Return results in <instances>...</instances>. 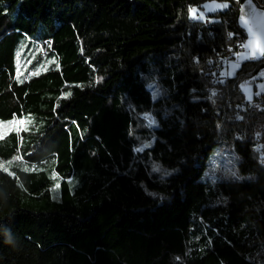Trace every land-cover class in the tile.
Instances as JSON below:
<instances>
[{
  "label": "trees",
  "instance_id": "trees-1",
  "mask_svg": "<svg viewBox=\"0 0 264 264\" xmlns=\"http://www.w3.org/2000/svg\"><path fill=\"white\" fill-rule=\"evenodd\" d=\"M206 1L0 0V264H264V57Z\"/></svg>",
  "mask_w": 264,
  "mask_h": 264
},
{
  "label": "rangeland",
  "instance_id": "rangeland-1",
  "mask_svg": "<svg viewBox=\"0 0 264 264\" xmlns=\"http://www.w3.org/2000/svg\"><path fill=\"white\" fill-rule=\"evenodd\" d=\"M255 0H242L239 5V25L245 31L246 37L241 42V49L236 53L235 57L231 58L224 66L222 73L233 75L237 70L240 63L244 62L248 55H252L255 58H260L264 53L257 51L255 55L252 54L250 44L258 45L264 49V7H256ZM227 7L226 1H206L200 8H193L190 12L191 17L196 19H205L206 15L218 10H222ZM242 83V82H241ZM240 83V84H241ZM239 84V86H240ZM264 88V81L257 80L252 85L244 84L241 86V90L244 95V101H249L252 97V90L259 91ZM20 124L17 121L10 125L0 123V136L5 134L10 129L20 128ZM217 158L224 162V165L230 167L231 161L229 155H218ZM234 176L240 175L237 171L233 172Z\"/></svg>",
  "mask_w": 264,
  "mask_h": 264
},
{
  "label": "built area",
  "instance_id": "built-area-1",
  "mask_svg": "<svg viewBox=\"0 0 264 264\" xmlns=\"http://www.w3.org/2000/svg\"><path fill=\"white\" fill-rule=\"evenodd\" d=\"M236 53H237L236 51L231 52L229 57H226L223 61H221L218 64V66L216 67V72L221 73L223 71L225 64L231 58L235 57ZM263 57H264V55H263ZM254 60H255L254 57H248V61H254ZM256 81H257L256 78L244 80L240 84V87L244 84L252 85ZM251 94H252L251 99L249 101H246L247 107L252 109V110L261 112L264 115V88L260 89L259 91H256L255 89H253ZM254 140H255V149H256L257 155L264 156V131L256 132V134L254 136Z\"/></svg>",
  "mask_w": 264,
  "mask_h": 264
},
{
  "label": "snow or ice",
  "instance_id": "snow-or-ice-1",
  "mask_svg": "<svg viewBox=\"0 0 264 264\" xmlns=\"http://www.w3.org/2000/svg\"><path fill=\"white\" fill-rule=\"evenodd\" d=\"M193 10H190V12H192ZM250 48L252 51V54L255 55L257 51H261L262 53H264V49L260 48L258 45H254V44H250ZM20 125H23L25 123V121H18L17 122ZM0 167H4V165H0ZM5 171H7V168L5 167Z\"/></svg>",
  "mask_w": 264,
  "mask_h": 264
},
{
  "label": "crops",
  "instance_id": "crops-1",
  "mask_svg": "<svg viewBox=\"0 0 264 264\" xmlns=\"http://www.w3.org/2000/svg\"><path fill=\"white\" fill-rule=\"evenodd\" d=\"M257 1H259V0H257ZM254 2H255V6L258 7V6L256 5V0H255ZM258 8H260V7H258ZM263 55H264V54H263ZM263 55H262V56H263ZM251 56H252V55H248L247 58H248V57H251ZM247 58H246V60H247ZM246 60H245V61H246ZM224 75L231 76V75H228L227 73H225Z\"/></svg>",
  "mask_w": 264,
  "mask_h": 264
},
{
  "label": "water",
  "instance_id": "water-1",
  "mask_svg": "<svg viewBox=\"0 0 264 264\" xmlns=\"http://www.w3.org/2000/svg\"><path fill=\"white\" fill-rule=\"evenodd\" d=\"M259 5H264V0H259Z\"/></svg>",
  "mask_w": 264,
  "mask_h": 264
}]
</instances>
